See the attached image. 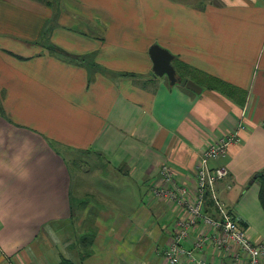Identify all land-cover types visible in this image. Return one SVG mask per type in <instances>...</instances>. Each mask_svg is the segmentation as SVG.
<instances>
[{"label":"crops","instance_id":"1","mask_svg":"<svg viewBox=\"0 0 264 264\" xmlns=\"http://www.w3.org/2000/svg\"><path fill=\"white\" fill-rule=\"evenodd\" d=\"M153 44L200 92L154 74ZM234 132L209 161L215 196L264 242V0H0V264H168L187 211L151 193L159 168L191 188ZM202 213L220 216L209 192ZM214 234L198 222L181 245L246 264Z\"/></svg>","mask_w":264,"mask_h":264},{"label":"built area","instance_id":"2","mask_svg":"<svg viewBox=\"0 0 264 264\" xmlns=\"http://www.w3.org/2000/svg\"><path fill=\"white\" fill-rule=\"evenodd\" d=\"M235 139L236 133H230L217 138L203 149L196 168L194 184L191 188L179 184L166 164L160 166L161 184L152 187L151 193L158 198L168 199L178 206L184 207L187 211L186 217L177 219L175 230L165 248L164 256L168 264H182L183 255H186L192 261V264H214L206 261L202 254L196 258L191 250L185 249L181 245V241L188 236V229L198 222L222 233L214 234L211 237L213 245L218 251H228L231 243H235L245 254L246 264L262 263V259H264V242H253L246 231L238 225L235 217L224 208L214 192V182L216 179L222 178L226 174V170L219 167L211 169L209 161L223 155ZM208 192L218 208L219 218H213L202 213V205ZM206 240L207 236L205 234H199L194 241V248L201 250Z\"/></svg>","mask_w":264,"mask_h":264},{"label":"water","instance_id":"3","mask_svg":"<svg viewBox=\"0 0 264 264\" xmlns=\"http://www.w3.org/2000/svg\"><path fill=\"white\" fill-rule=\"evenodd\" d=\"M149 55L152 60V70L155 75H166L170 83L179 82L181 85L193 90L194 92H200V86L190 79L179 78L176 75L174 66L171 63L173 55L167 50L153 44L149 48Z\"/></svg>","mask_w":264,"mask_h":264},{"label":"trees","instance_id":"4","mask_svg":"<svg viewBox=\"0 0 264 264\" xmlns=\"http://www.w3.org/2000/svg\"><path fill=\"white\" fill-rule=\"evenodd\" d=\"M254 181L258 183V200L264 212V170L258 172L257 176L254 178ZM59 264H75V263H73L71 260L67 258H62Z\"/></svg>","mask_w":264,"mask_h":264}]
</instances>
